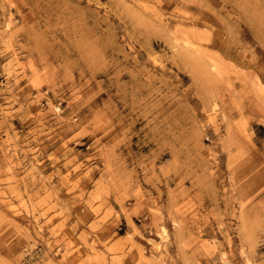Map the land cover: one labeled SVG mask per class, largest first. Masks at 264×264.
I'll use <instances>...</instances> for the list:
<instances>
[{"label": "rangeland", "instance_id": "374dc122", "mask_svg": "<svg viewBox=\"0 0 264 264\" xmlns=\"http://www.w3.org/2000/svg\"><path fill=\"white\" fill-rule=\"evenodd\" d=\"M0 264H264V0H0Z\"/></svg>", "mask_w": 264, "mask_h": 264}]
</instances>
